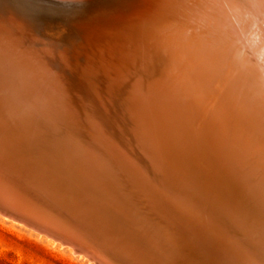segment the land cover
Instances as JSON below:
<instances>
[{
	"label": "rangeland",
	"instance_id": "rangeland-1",
	"mask_svg": "<svg viewBox=\"0 0 264 264\" xmlns=\"http://www.w3.org/2000/svg\"><path fill=\"white\" fill-rule=\"evenodd\" d=\"M76 1L78 0H52V2L55 3L53 4L45 0H27V2L30 3L26 4V6L31 9L26 13L24 12L22 14H17L20 15V19H16L13 14H0V40H2V44H0L2 48L0 47V49L3 51V53H5V56L8 54L6 58L9 60L8 61L7 59L3 58V66L8 70V67L10 66L9 63L19 64L18 67H13V69L11 67L8 70V72L14 71L13 74L15 73L14 75H11L10 73L8 75L13 79L12 83L16 88L14 91L16 90V92H18V96H16L18 98H15L17 104L14 109L9 110V108H7L6 110L8 111L4 112L6 115H0V124H2V126H0V137L4 133L11 131L13 136L12 139L17 140L19 144L22 145L21 148L24 149L23 151H21V149L17 155L19 160H22L20 163H18V166L20 169H29V171L32 170V168L35 169V167H37L36 165L33 166V164H36L38 159L35 157L37 161L34 160V157L27 154V152H32L31 146L36 147L32 144L34 142L36 143L40 136L43 138L45 137L44 144H46L45 142L55 143L60 150L59 152L61 155H69V159H74V161L76 160L77 163L80 164V167H76L71 171V176H77V178L80 180L82 179L83 183L87 187L89 185L90 188H84V194L82 192L75 193V189L73 187L75 182L70 181V179L69 182H65L66 184L63 183L64 186L61 184V188L59 187L58 190H56V187L54 189L49 187L47 188V185H49V183H46L47 177L44 178L42 176H38V178L42 179L40 180L43 183L41 184L40 182V184H35L36 182H32L34 184L33 188H36L35 191H37L41 197L40 201L39 197L34 193V197L36 196L38 199L37 204L40 203L44 208L47 209L46 211L42 208L43 211L51 214L56 213L57 215L59 214L61 217H63V219L66 220L64 222L68 224L61 222L58 223V226L61 227L62 230L66 228L63 231L69 232L71 229H73V231L79 230L75 229L77 228L76 226L83 228L76 221L80 219L79 217L84 215L88 216V207L91 205L90 203L94 201L98 204L97 207L99 209L97 207L92 209H98L96 212L99 214L96 212L95 214L98 215L99 219L105 222L103 223L101 220L97 219L96 216L92 222H94L96 226H99L103 232H108V239L111 241V243L116 247L119 246L125 248L131 255L141 252L148 259H152L157 264H176L180 262H184V264H233L228 262L229 260H226L222 254V251H220H225L226 248H223L221 243L232 246L235 244L233 247H238L237 250H240L244 247L242 250L245 249V251L246 248L248 251H252L256 245H264V217H259L255 214L253 215L251 212L253 209L251 206L252 204L264 212V174H260V172H264V152H261V154L256 157V153L260 148L257 140L251 139L247 141L243 148V156L236 158V161L233 160V164L231 162H229V164L224 160L227 158L225 155L230 151V149L223 150V152H225V154H223L225 158L223 156L220 157L221 159L218 158L219 162L221 160L219 163L217 161L218 156H216V158L213 156L212 158L207 154L205 155L203 153L204 149L202 147L195 146L193 130L197 128L202 119V117L198 114L195 116L193 115L192 117L190 116L191 118L189 123L186 124V128H184L188 133L184 132L185 134H182L181 136L176 132L171 135H169V133L163 132L165 136H159L160 133L163 134L162 130L157 129L156 127L154 129V126L151 123L149 125L148 120L145 122L147 126L144 125V121H142L143 124H141V121L138 122V124L140 123L139 127L138 125L137 127L132 125H136L137 122L134 121L131 114L128 115L127 110H124L126 109L128 102H130L131 98H134V93H136V91L138 92L139 89H147L148 84L153 85L159 78L156 72L144 71V65L149 64V56H151V53L153 52L151 51V43L148 42V40L146 41L147 46L145 48L141 49L140 47L137 52L135 51L134 53V50H132V43L126 39H123L119 42L116 41V38L111 37L116 36L117 32L114 33L112 31L114 33L112 36H110V33L104 37L105 39L111 38L109 39L110 45L99 47L100 49L96 46L93 53L91 52L90 54H87L83 51V53L81 51H77L78 53L74 59H78V61H74V59L73 61L66 59V55L63 56L64 50L63 52L61 51V53L57 50L58 54L55 53L54 57L56 60L63 59L60 61L57 60L55 62L57 63L56 65L58 66L59 72L63 73L61 78H59L60 76H57L58 74L55 72V70H52V68L48 66V62L53 57V47L49 45L55 43L58 44V33L56 28L64 30L67 29L66 31L70 29L69 32H71L73 30L70 25L81 24L84 21L90 23L96 20H106L112 23V21L120 20L121 16L117 17L120 14H105V17L90 13L69 14L70 12L68 9L64 8L75 6ZM97 1L98 2L93 6V11H98L97 9L103 6L107 0ZM132 1H134V4L130 3L125 7L123 6L125 5L123 2L124 4L118 7V9L116 8L113 10L114 13L121 11L120 9L125 11L139 10L138 13L134 12L136 15H140L139 17L134 16L135 14L132 15L131 13L126 16L125 20L127 22L124 25V28L126 29L134 27L137 20L140 17H143V15H151L145 14L149 13L151 10L150 5L147 4V1ZM154 1L155 0H151V3H155ZM252 1L256 0H235L234 2L236 5H241V10H239L240 16H246L245 26L247 32L249 33L246 36H253L256 34L264 36V0H257L260 2V4L258 2L254 6ZM196 6L197 5L194 7ZM203 10L209 11L210 9L208 6L207 8L204 6ZM79 11L81 13L90 12L88 9ZM221 12L222 14H228L223 10ZM45 19H48L47 24L49 22L51 26L49 27L51 29L48 30L54 29L56 31L48 33L46 37L41 33L44 27L41 30L38 28V26H46ZM51 19L55 22V24H53L54 22ZM151 23V21H146L145 25L151 27ZM121 25H123V23H121ZM121 25L114 29H117ZM235 27H237L236 24ZM45 29L46 27L43 29V31ZM198 29L199 28L196 25L189 24L188 26L182 28V31L179 34L175 26L169 28L168 32H170L172 35H170L171 40L176 42H174L176 56L181 57L184 44L183 39L187 37L192 31L196 33ZM238 30L239 28L237 27L232 31L233 33L235 31V35H233V37L237 38L241 35V33L239 34ZM41 37L45 39L44 45L43 42L40 41L39 44L38 40H36L38 38L39 40H42ZM99 38H101V36ZM65 39L68 40L67 36ZM46 40L50 41L48 45V41ZM41 43L42 46L40 47ZM35 44L37 46H35ZM46 45L49 46V48ZM112 46L116 47L118 50L113 49ZM232 46L233 45L230 46L232 49L231 54L234 55L235 50ZM3 47L5 51L3 50ZM66 50L68 51V49ZM43 51L45 52L44 55L46 58L42 57L44 56ZM68 53H71L70 50ZM242 53L244 57L249 58L247 59V62L250 63L252 59L249 53L247 51H242ZM81 55H83L82 57H84V59H81ZM25 56H27V58ZM129 59L130 61L128 62ZM260 63L264 68V53L262 52L260 53ZM18 64H14V66ZM27 65L29 67H27ZM24 72L27 73L24 74ZM73 72L76 74L74 75ZM117 72H119V74ZM73 75L74 77L77 75V79L74 78ZM103 76L105 77L103 78ZM116 76H120V78ZM51 78L52 80H50ZM66 78L69 80L67 81ZM102 78L106 80H103ZM125 78L128 79L126 80ZM99 79H101V81ZM255 79L258 80L257 82H259L258 74H256ZM120 80L124 82L121 83ZM132 80L141 84H136V82H133ZM107 82H109L108 86H112H109L108 88L107 86H102L104 83L107 85ZM80 85H84L85 89L83 88L84 86H81V88ZM108 89H110V91ZM52 90L54 92H52ZM257 90L261 96L257 97V101H255L253 98H250V103L254 107L256 106L257 108H264L263 84L261 85L257 83ZM5 92L7 94L9 93L6 90ZM55 92L58 94H55ZM68 93L70 96H68ZM1 101H3L2 98ZM106 102H108V105ZM65 105L66 107H64ZM62 109H64V111ZM68 109L70 112H68ZM72 114L77 115H74L73 117ZM9 115L10 117L8 118ZM43 117H45V119ZM64 118L65 120H63ZM128 119L129 121L131 120L133 122L130 121L131 124L128 123ZM45 121L51 123L52 125H47ZM83 121L85 124H89L86 126ZM22 123H24L25 127L27 126L28 128H25L24 124L21 125ZM14 124L15 126L12 127ZM44 125H47L45 127L48 130H46ZM49 125L54 127L51 128ZM129 125H131V128H129ZM34 126H36L38 129H36V127L34 129ZM150 127L152 129H150ZM40 128L42 130H40ZM54 128L56 129V132ZM189 129L190 132L187 131ZM145 130H148V132L150 131L151 134L149 135L150 132L148 133L146 131L148 135L145 134L144 138H142V134L145 132ZM156 130H158V132ZM135 131H137V133L141 131V134H137ZM152 133H155L154 138H152L155 140H145V136H149L151 138L153 135ZM38 134H40V136ZM182 136L184 139H182ZM46 137L50 140L46 139ZM157 137L160 140H157ZM154 141L159 144L161 143L160 145L162 146L160 147L159 144H157L158 147L155 146L156 143ZM148 144L153 150L150 149ZM145 148H147V152H149L153 158L149 157V155L144 151L146 150ZM61 155L59 157L64 158V156L61 157ZM180 155L183 156V158H181ZM56 156L54 155V158ZM57 157L56 159L61 161L60 164H63V158L60 159ZM50 158H53V156H49L48 153L44 156V159H47L48 163L52 161ZM158 160L159 163H157ZM212 161L215 163L214 166H218V169H215L214 166L211 165L213 164ZM224 161L226 164L225 168L222 165L224 164ZM219 169H223L221 173H219ZM162 172L164 173L162 174ZM64 175L66 176V174ZM240 175L242 176L240 177ZM233 176H236V179ZM27 182L28 180L26 179V181L24 180L21 183L26 184ZM48 190L52 191L53 194L48 192ZM66 191L69 193H66ZM72 195L74 197H72ZM42 196L46 198L50 197L52 201L55 202V206L49 203L48 200L47 204L45 203L46 201L43 202L44 200L42 201ZM77 196L79 198H77ZM102 205H104L103 207H106V210L101 207ZM59 206L63 209H58ZM105 211H108L107 213L111 214L113 217L115 216V219L112 218L113 221H109L107 218H101L102 216L100 215V212L104 213ZM6 216L7 215L5 212L0 210V264H94V262H90L86 256L74 253L72 248L62 245L60 242L48 238V236L38 233L20 222L13 221L11 218H9V216ZM112 223L115 224L113 225ZM73 225L74 228H71ZM111 226L113 228H111ZM246 227L248 230H246ZM142 228L145 231H143ZM244 229L246 232L243 231ZM83 230L87 231L85 228H83ZM73 231L71 230L69 233L75 234L73 237L76 236L78 238L77 240L75 237L77 241H85L82 242L83 245L81 242L77 243L81 244L83 247H86V245L88 246V243L90 242L88 240V231L86 232L87 234L82 233V235L81 233L79 234L78 232ZM200 231L203 232V234ZM241 232L246 235L242 234ZM204 234H207L208 236H211L213 239H215L214 243H212L211 239L203 236ZM78 235H80L79 237L81 240H79ZM232 236L234 238H232ZM247 238L248 240H246ZM227 239L228 241L226 242L225 240ZM231 239L233 242H237L236 240H238V245L237 243L230 241ZM148 242H150V244L153 243L158 247L157 249L161 253V255L159 254L160 257H155L152 254L151 256H148L150 255L148 254L149 251L146 252L142 249V245L146 246L148 245ZM229 242L233 244H230ZM239 245L242 248L240 247L239 249ZM159 248H162V250ZM233 253L231 250V255H229L228 258L230 257L231 259L233 256L237 257L235 252ZM246 260V262H243L244 264H261L257 260L255 261L251 258H246Z\"/></svg>",
	"mask_w": 264,
	"mask_h": 264
},
{
	"label": "bare ground",
	"instance_id": "bare-ground-1",
	"mask_svg": "<svg viewBox=\"0 0 264 264\" xmlns=\"http://www.w3.org/2000/svg\"><path fill=\"white\" fill-rule=\"evenodd\" d=\"M45 1L55 4L54 2H52V0H45ZM144 1L148 2V3L147 2L146 3L148 5H150V9H151L149 13H145V14H151V15H145V16L143 15V17H140L137 20V22L135 21L136 25L134 27H131V28L128 27L129 29L124 28V25L127 22L125 20L126 16L130 13L132 15L135 14L134 12L138 13L139 10L137 9L135 11H125V10L120 9L121 11H118L115 13L113 10L116 8L118 9V7H120L124 3H125V5H123V6H125V7L128 6V4H130V3L134 4V1H132V0H107V1H105L103 6H101L100 8L97 9L98 11H93V6L98 2L97 0H78L75 2V6L64 8V9H68V11L70 12L69 14H88V13H90L93 15L98 14V16H103V17L106 16L105 14H120L117 17H120V16L121 17H120V20L112 21V23L108 22L106 20H96V21H93L90 23L84 21L81 24L70 25L72 30H73L71 32H69V30H70L69 28H68L69 29L68 31H66L67 29L64 30V29L56 28V31L58 33L57 34L58 35V37H57L58 44L55 43V44L49 45V46L53 47V53H52L53 57L48 62L49 63L48 66L50 68H52V70H55V72L58 74L57 76H60L59 78H61L63 73L59 72L58 66L56 65L57 63H55L59 59L56 60V58L54 57V54L57 53V50L60 51V53H61V51L63 52V50H64L63 56L66 55V57H65L66 59L73 61L74 57L76 58V55L78 53L77 51H79V52L83 51L87 54H90L91 52L93 53L96 46H97V48H99L102 46L105 47V45H110L109 39H111V38H116L117 39L116 41H118V42L123 40V39L130 41L132 43V50H134V53H135V51L137 52V50L140 47H141V49L145 48L147 46L146 41L148 40V42L151 43V45H150L151 49H152L151 51H153V52L151 53L152 55L149 56V64L144 65V71L145 72H152V71L156 72L157 75L159 76V78L156 80V82L153 85L148 84L147 89H144V90L139 89L138 92L135 90L136 93H134V98H131L130 102H128L126 109H124V110H127L128 115L131 114L134 121L137 122L136 125L135 124H132V125H134L136 127L138 125V127H139L140 123L138 124V122H140V121H141V124H143L142 121H144V125H146L145 122H146V120H148L149 125L151 123L154 126V129L156 127L157 129L162 130V133L165 132V133H169V135H171V134H174L176 132L177 134H179L181 136L182 134H185L184 132H186V131L184 128H186L185 126H186V124L189 123L190 118L193 115L195 116L198 114L199 116L202 117V119H201L199 125L197 126V128L195 130H193L194 137H195L194 143H195V146L202 147L204 149L203 153L205 155L207 154L212 158H213V156L215 158H216V156H218L217 159L218 158L221 159L220 157L223 156V154H225V152H223V150L230 149V151L225 155L227 158H225V156H223V157L225 158L224 159L225 161H227L228 163L229 162L232 163V161L233 160L236 161V158H239V156H243V148L245 146V143L251 139H255L258 141L259 146H260L259 150L256 153V157L259 156V154H261V152H264V108H257L256 106L254 107L253 105H251L250 98H253L255 101H257L256 100L257 97L261 96V94L257 90V83L261 84V85L263 84V86H264V68L260 63V53L261 52L264 53V36H260L259 34H256L253 36L252 35L246 36L249 34L247 32V29L245 26L246 16H242V17L240 16L239 10H241V8H240L241 5L240 6H239V4L236 5V3L234 2L235 0H155L154 2L156 4L155 3L152 4L151 0H144ZM256 1H252L253 6L256 5L260 0L257 2ZM29 3L27 2V0H9V1L8 0H0V14H13V16H15L16 19H18V18L20 19L21 18L20 15H17V14H22L24 12L26 13L27 11H29L31 8H28L26 6V4H29ZM194 4L197 6L194 7L195 6ZM259 4H260V2H259ZM204 6L206 8L208 6L210 10L209 11L203 10ZM251 8H252V5H251ZM83 9H88L90 12L81 13L79 10H83ZM222 10L226 11L228 14H222V12H221ZM64 12H66V11H64ZM146 12H148V11H146ZM134 16L139 17L140 15L135 14ZM45 20H46V26H38V28H40V30H41L43 27L44 28L46 27L47 31H46V29L43 31L44 28L41 31V33L46 37L48 35V33H51L55 30L54 29L48 30V29H51V28H49L51 26H50L49 22L47 24L48 19H45ZM240 20H243V21H240ZM146 21H151L153 23V24L152 23L150 24L151 27L145 25ZM121 23H123V25H121ZM53 24H55V22ZM189 24L190 25L194 24L199 29L196 33L192 31L191 33L188 34L187 37H185L183 39L184 44H183V48H182L181 57L176 56V53H175V43L176 42L171 40L172 35L170 34V32H168V30L170 27L175 26L177 29V32H179V34H180L182 31V28L188 26ZM235 24L239 28V30H238L239 34L241 33V35L237 38L233 37V35H235V31H234V33L232 32L233 30H235L237 28V27H235ZM51 25H52V23H51ZM119 25H121V26L118 27L117 29H114ZM20 27H21V25H20ZM24 27H25V25H24ZM64 28H66V27H64ZM22 30H26V29H22ZM112 31L114 33L117 32V35L113 36L111 38L105 39L104 37L106 35L111 33L110 36H112L114 34ZM245 32H247V33H245ZM252 34H254V33H252ZM32 36H34V35H32ZM66 36H67L68 40H70V41L65 39ZM100 36H101V38H99ZM7 37H8V35H7ZM16 37H17V35H16ZM36 40H38V43L40 41L43 42V45H44V40H45L44 38H42V40H39V38ZM46 41H48V40H46ZM49 42L50 41L47 42V45ZM0 44H2V40H0ZM36 44H35V46H37ZM231 45H233L232 47L235 50L234 55L231 54V51H232V49L230 47ZM41 46H42V43H41L40 47ZM49 46H47V47L49 48ZM114 46H116V45H114ZM114 46H112L113 49H117ZM0 47H1V45H0ZM71 48H72V50H71ZM239 48L242 50H240ZM37 49H38V47H37ZM66 49H68V51L70 50L71 53H68V51ZM73 49H76V50H73ZM3 50L5 51L4 47H3ZM42 50H43V48H42ZM1 51L2 50L0 49V54L2 55V56L0 55V58L1 59H3V58L7 59L6 58L8 55L7 52H6L7 55L5 56V53H3V51L2 52ZM18 51H19V49H18ZM242 51H247L249 53V55L251 56V59H252L250 61V63L247 62V59H249V58H246L242 55L243 54ZM44 54H45V52L43 53V55ZM82 56L83 55H81V59H84V57H82ZM25 57L27 58V56H25ZM42 57L44 58L45 55ZM142 58H144V57H142ZM79 59H80V57H79ZM89 59H91V58H89ZM131 59H133V58H131ZM47 60H48V58H47ZM60 60H63V59H60ZM76 60L78 61V59H76ZM76 60L74 59V61H76ZM45 61H46V59H45ZM64 61H63V64H64ZM125 61H127V60H125ZM129 61H130V59L128 60V62ZM14 64H18V63H9L10 66L8 68L10 69L12 67V69H13V67L19 66V64L16 66H14ZM60 64H61V62H60ZM175 66H177V67H175ZM27 67H29V66L27 65ZM115 69H117V68H115ZM8 70H7V72H8ZM13 72L14 71H11L8 73H10L12 75ZM39 72H41V71H39ZM119 72H121V71H119ZM119 72H117V73L119 74ZM25 73H27V72H24V74ZM53 73H54V71H53ZM126 73H127V71H126ZM132 73H134V72H132ZM75 74L76 73H74V75ZM256 74L259 75V82H257L258 80L255 79ZM74 75H73V77H74ZM122 75H123V73H122ZM126 75H128V74H126ZM129 75H130V73H129ZM5 76H3V78H0V97L3 99V101H1V98H0V109H2L3 112L8 111V110H6L7 108H9V110L14 109L16 104H17L15 98H18V97H16V96H18V94H17L18 92H16V90L14 91V89H16V88H15V85L12 83V80H13L12 77L10 80H8L9 75L6 74ZM39 76H41V75H39ZM71 76H72V74H71ZM76 77H77V75H76ZM76 77H74V78H76ZM104 77L105 76H103V78ZM116 77L120 78V76H116ZM107 78H108V76H107ZM118 78H115V79H118ZM130 78H132V77H130ZM76 79H74V80H76ZM122 79H123V77H122ZM50 80H52V78ZM66 80H67V78H66ZM70 80H72V79H70ZM99 80L101 81V79H99ZM103 80H106V79H103ZM153 80H155V79H153ZM120 81H121V83L124 82L122 80H120ZM132 81L136 82L134 80H132ZM108 83L109 82H107V85H105V83H104V84H102V86L103 85L107 86V88L109 86H112V85L108 86ZM137 83H139V82H136V84ZM100 84H101V82H100ZM136 84H135V86H136ZM140 84L141 83H139V85ZM81 86H84V85H80V87ZM114 86H116V85H114ZM132 86H134V85H132ZM83 88L85 89V86ZM144 88H145V86H144ZM5 90L8 91L9 93L7 94L5 92ZM108 90L110 91V89H108ZM64 91H65V89H64ZM52 92H54V91L52 90ZM55 94H58V93L55 92ZM130 95H132V94H130ZM19 96H20V94H19ZM68 96H70V94ZM13 99L15 100V103H14ZM121 99H123V98H121ZM128 99H130V98H128ZM106 103L108 105V102H106ZM122 105H123V103H122ZM64 107H66V105ZM69 107H70V105H69ZM116 108H118V107H116ZM81 109H82V107H81ZM120 109H122V108H120ZM62 110L64 111V109H62ZM71 110H73V109H71ZM68 112H70L69 109H68ZM71 113H70V115H71ZM74 115L76 116L77 114H74ZM74 115H73V117H74ZM43 118L45 119V117H43ZM124 118H123V121H124ZM77 119H79V118H77ZM63 120H65V118ZM47 121H45V123H47V125L51 124ZM75 121H77V120H75ZM127 121H129V119ZM130 121L128 123H130ZM131 122H133V121H131ZM83 123H84V121H83ZM23 124L24 123H22L21 125H23ZM87 124H89V123H87ZM87 124H85V125L87 126ZM47 125H44V127ZM51 125H49V126H51ZM0 126H2V124H0ZM39 126H40V124H39ZM82 126H81V128H82ZM130 126L131 125H129V128H131ZM24 127H25V124H24ZM35 127L36 126H34V129H35ZM52 127H54V126H51V128ZM143 127L146 128L145 126H143ZM151 127H150V129L153 128V127L152 128ZM41 128H40V130H42ZM147 128H149V127H147ZM30 129H27V130H30ZM36 129H38V128L36 127ZM54 129H52V130H54ZM46 130H48V129L46 128ZM136 130H137V128H136ZM148 130H145V132H143L142 138H144L145 134L148 135V133L150 132V131L148 132ZM160 130H159V133H160ZM32 131H33V129H32ZM83 131H85V130H83ZM141 131L138 133H137V131H135V132L137 134H139V133L141 134ZM156 131L158 132V130H156ZM187 131L190 132V129ZM34 132H36V131H34ZM55 132H56V129H55ZM8 133H9V135L5 136L4 139L9 138L10 139L9 143L11 145H9L8 148L1 147L2 151L6 150L5 152H7V150H8V152H10L11 154L19 153L20 150L22 149L21 148L22 145H20L17 140L12 139L13 136L11 134V131H8ZM28 133H26V134H28ZM57 133H58V131H57ZM57 133H55V134H57ZM129 133H131V132H129ZM186 133H188V132H186ZM40 134H38V135L40 136ZM150 134H151V132L149 133V135ZM154 134L151 136V138L149 136H148L149 138L147 136H145V138H146L145 140H147V139L151 140L152 138H154V136H155ZM81 135H83V134H81ZM160 135L165 136L164 133L163 134L160 133L159 136ZM44 138L42 136H40L37 139L36 143L34 142L35 144L34 143L32 144V145L36 146V147L31 146L32 147L31 153H33L35 155L27 152V154L34 157V160H36V158L38 159L39 162L36 160L37 161L36 165L38 166V172L41 174L42 173L45 174V176H47V177L50 176V178H51V175H53L56 178H62L63 182H65L64 180H67V178H70L71 180H73L75 182V184L73 186L75 189V193L82 192L84 194L83 189L89 188V185L87 187L83 183L82 179L80 180L79 178H77V176L76 177L71 176V174H72L71 171L76 167H80V164H78L76 160L74 161V159H69L70 158L69 155H67V156L61 155L59 152L60 150L58 149V147L56 146L55 143L45 142L46 144H44ZM87 138H88V136H87ZM46 139H49V138L46 137ZM182 139H184L183 136H182ZM152 140H155V139H152ZM157 140H160V139H158V137H157ZM143 141H144V139H143ZM155 143H154V145H155ZM165 143H166V141H165ZM165 143H164V145H165ZM144 144H145V142H144ZM157 144H159V143H156L155 146L158 147ZM148 146H149V144H148ZM161 146L162 145H160V147ZM23 148H24V146H23ZM147 148H145L146 150H144V151L149 155V157L153 158L152 155H150V153L147 152ZM150 149L153 150L151 147H150ZM23 150L24 149H22L21 151H23ZM154 151H157V150H154ZM158 151H159V149H158ZM47 153L49 154V156L50 155L53 156V158H50L52 161L49 163H48L47 159L46 160L44 159V156L47 155ZM64 153H66V152H64ZM66 154H68V153H66ZM155 154H156V152H155ZM54 155L55 156L57 155L58 156V157L56 156L57 158H60L59 157L60 155H61V157L64 156V158L62 157L63 159L60 158V159H62V162H63V164L61 163L62 165L60 164L61 161H59V159H56V157L54 158ZM181 158H183V156H181ZM158 159H160V158H158ZM219 159L217 160L218 162H219ZM156 160H157V158H156ZM237 160H240V159H237ZM90 161H88V162H90ZM225 161H224V164H222L224 166V168L226 165ZM220 162H221V160H220ZM222 162H223V160H222ZM2 163L3 162H0V210L2 212H5V214L7 216H9V218H11L13 221L20 222L23 225L35 230L36 232L44 234V235L48 236V238H51L57 242H60L62 245H66V246L72 248L74 253L86 256L90 260V262L92 261V262H94V264H148L147 260H146L147 259L146 256L141 257V256H137V255H131L130 253H128V251L125 248H122L119 246L116 247L108 239V235H109L108 232H103L99 228V226H96L95 223L92 222V220L95 218V216L97 217V219H99V217L97 215L99 213L96 212V210L99 209L97 207L98 204L95 203L94 201H92V203H90L91 205L88 207V209H89L88 210L89 211L88 216L84 215L82 217H79L81 220L79 219L78 221H76L77 223H79V225H81L83 228H85L88 231V240L91 243L89 242L88 246L86 245V247L82 246L83 245L82 242L84 240L82 242L80 241L82 245L78 244L77 243V242H79V241H77L78 238L75 236L77 239L76 240L75 237H73L75 234L69 233L71 230L73 231V229H71V228L72 227L74 228V225L71 226V228L69 227L71 229L69 232L63 231L66 228L62 230L61 227L58 226V223L62 222L64 224H68V223L64 222L66 220H64L63 217H61L59 214H58L59 215L58 216L56 213H54V214L52 213L53 214V216H52L51 213H47V212L42 210V208H43L44 210L47 211V209L44 208L42 206V204H40V203H39L40 205L37 204L38 199L36 196H35L36 197L35 198L34 195L36 194L39 197V199L41 197L39 196L38 192L35 191L36 188H33V185H34L33 183L36 182L35 184H40V182H41V184H42L43 183L41 181L42 179L38 178L36 176L31 177V176H27V175H22V177H19L20 174L18 176L17 175H9L6 173V170L4 169L5 166H3ZM157 163H159V160ZM212 163L213 164H211V165L214 166L215 163L213 161H212ZM215 166H214V168L218 169V166H216V167ZM220 166H221V164H220ZM229 167H231V166H229ZM245 167H246V164H245ZM59 168H61V169H59ZM134 168H136V167H134ZM222 170H220V172L218 170L217 171L219 173H221ZM245 170L248 171L247 169H245ZM242 172H244V171H242ZM160 173H161V171H160ZM163 173L164 172H162V174ZM64 174H66V176ZM241 176L242 175H240V177ZM233 177H235V179H236V176H233ZM26 179L28 180V182L26 184H22L21 182H23L24 180L26 181ZM206 182H207V180H206ZM164 183H165V181H164ZM204 183H205V181H204ZM61 184H62V181H61ZM48 187L51 188L49 185L47 186V188ZM56 190H58V189H56ZM48 192L53 194V192L50 190H48ZM67 192L68 191H66V193ZM25 194L29 195V196H26ZM72 197H74V196L72 195ZM43 198H42V201L44 200L43 202L46 201L45 202L46 204L49 202V203L53 204V206H55L54 205L55 202H53L50 197H47V198L43 197ZM77 198H79V197L77 196ZM90 199H92V198H90ZM47 200H48V202H47ZM96 200H98V199H96ZM40 201H41V199H40ZM69 201H71V200H69ZM106 204H107V202H106ZM103 206L104 205H102L101 207L106 210V207H103ZM251 206L253 208L251 211L253 213V215L255 214L259 217H264L263 211H261L259 208L255 207L254 204H252ZM94 207H97L98 209H96V210L92 209ZM60 208L63 209L62 207L59 206L58 209H60ZM28 209L31 210L30 212H32V213L40 215L41 217L43 216L42 218L44 219V221L43 222L36 221L33 218H31V216L29 217L28 216L29 214H27V212H26V211H29ZM90 209H92V210H90ZM108 211H105L104 213L100 212V215L102 216L101 218H103V219L107 218L109 220V217H111L112 215L107 213ZM50 212H52V211H50ZM95 212L97 214H95ZM236 214L238 215L237 212H236ZM35 218H37V217H35ZM113 219H115V216L113 217ZM215 219H216V217H215ZM99 220H101V219H99ZM109 221H111V220H109ZM218 221H220V220H218ZM237 221H236V223H237ZM233 224H234V222H233ZM75 225H76V223H75ZM68 226H70V225H68ZM223 226H225V225H223ZM76 227L77 228H75V229H79V230H74L75 232H78L79 234L81 233V235H82V233L87 234L86 233L87 231H84L83 228H81L79 226H76ZM246 230H248L247 227H246ZM143 231H145V230L143 229ZM243 231H245V229ZM220 232H221V230H220ZM262 232H259V233H262ZM201 233L203 234V232H201ZM247 233H248V231H247ZM242 234H244V233H242ZM220 235H221V233H220ZM244 235H246V234H244ZM79 236L80 235H78V237ZM85 236H87V235H85ZM203 236H206L207 238L211 239L212 243H214L215 239H213L211 236H208L207 234H204ZM230 237H228V238H230ZM232 238H234V237L232 236ZM79 240H81L80 237H79ZM246 240H248V238ZM225 241L227 242L228 239ZM230 241H232V239ZM236 241L239 242L238 240H236ZM243 241H244V239H243ZM237 242L234 241L233 243H237ZM233 243H230V244H233ZM221 244H222L223 248H225V247L226 248H225V251H223V250H220V251H222L223 256L226 258V260H229L228 262H230V263H233V264L242 263V264H244L243 262L247 261L246 258H251L255 261L257 260L261 264H264V252H263V255H258L257 253H255L253 251H248L247 248H246V251H245V249L242 250L244 247L242 248L240 245H239V249H240V247L242 249L237 250L238 247L237 248L233 247V246H235V244H233V246L227 245V244L224 245V243H221ZM237 245H238V243H237ZM231 250H232V253L235 252L237 257L233 256V258H231V259H230V257L228 258V256L231 255Z\"/></svg>",
	"mask_w": 264,
	"mask_h": 264
},
{
	"label": "water",
	"instance_id": "water-1",
	"mask_svg": "<svg viewBox=\"0 0 264 264\" xmlns=\"http://www.w3.org/2000/svg\"><path fill=\"white\" fill-rule=\"evenodd\" d=\"M1 55V54H0ZM2 56V55H1ZM3 59H1L0 58V78H3V76H5L6 74H9L8 72H7V69L6 68H4V66H3V61H2ZM6 77V76H5ZM7 78V77H6ZM9 79L8 80H10L11 78H10V76L8 77ZM2 114V116L3 115H6L4 112H3V110L2 109H0V115ZM10 117V115L8 116V118ZM7 118V119H8ZM16 124V123H15ZM15 124L12 126V127H14L15 126ZM11 127V128H12ZM17 127V126H16ZM15 127V128H16ZM7 135H9V133L7 134V133H4L1 137H0V162H3L2 163V165L3 166H5V170H6V173L7 174H9V175H19V177H22V175H27V176H36V177H38V176H42V177H47V176H45V174H41V173H39L38 172V166L34 163H31V164H33V165H36L37 167H35V169H33L32 168V170H30L29 171V169L28 170H23V168L22 169H20V167L18 166V163H20V161H22V160H19V158H18V154L19 153H14V154H11L10 152H8V150H7V152H5L6 150H4V151H2V148L1 147H3V148H8V146L9 145H11L9 142H10V139L8 138H6V139H4L5 138V136H7ZM11 150V149H10ZM12 151V150H11ZM10 168V169H9ZM14 173V174H13ZM260 174H264V172H260ZM8 175V176H9ZM12 177V176H11ZM58 177V176H57ZM48 179V180H47ZM47 179H46V183L48 184L49 183V185L50 186H52L51 188L52 189H54L55 187L58 189L60 186H61V181H62V185H63V183H65L66 181H68L69 182V180L68 179H70V178H67V180H64L65 182H63V180H62V178H56V177H54L53 175H51V178H50V176L49 177H47ZM66 179V178H65ZM70 181H73V180H71L70 179ZM48 186V185H47ZM64 186V185H63ZM29 210V209H28ZM31 210H29V211H26L27 212V214H29L28 216L30 217L31 216V218H33L34 220H36V221H40V222H43L44 221V219L40 216V215H37V214H35V213H32V212H30ZM25 212V211H24ZM25 212V213H26ZM34 214V215H33ZM37 215V216H36ZM35 217H37V218H35ZM113 217H109V220H112L113 221V219H112ZM102 221V220H101ZM103 222V221H102ZM105 222V221H104ZM103 222V223H104ZM113 225L115 224V223H112ZM111 228H113L112 226H111ZM131 237H133L132 235H130ZM148 245H146V246H144V245H142V249L143 250H145L146 252L147 251H149L148 252V254H150V255H148V256H151V254L153 255V256H155V257H160L159 256V254L161 255V253H160V251H158V247L156 246V245H154L153 243L152 244H150V242H148L147 243ZM150 245V246H149ZM160 250H162V248H159ZM252 251L253 252H255V253H257L258 255H263V252H264V245H257V246H255L253 249H252ZM138 254H134V255H137V256H145L143 253H141V252H137ZM147 260V263L148 264H157V263H155V261H153L152 259H146ZM160 262V261H159ZM176 264H184V262L182 263V262H180V263H176Z\"/></svg>",
	"mask_w": 264,
	"mask_h": 264
}]
</instances>
